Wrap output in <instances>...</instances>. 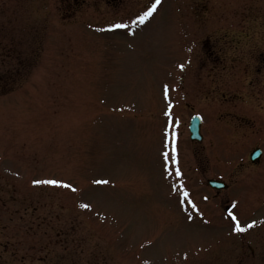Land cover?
Here are the masks:
<instances>
[{"label":"rangeland","instance_id":"rangeland-1","mask_svg":"<svg viewBox=\"0 0 264 264\" xmlns=\"http://www.w3.org/2000/svg\"><path fill=\"white\" fill-rule=\"evenodd\" d=\"M235 1L254 11L224 14L252 29L241 48H264V0ZM40 2L31 10L28 0H0V259H9V241L15 264H40L41 243L55 256L60 208L64 228L74 223L84 235L63 237L77 246L64 264H253L247 244L264 235V162L230 174L232 166L203 164L188 150V108L201 107L203 84L182 47L184 20L174 24L178 36L155 11L130 27L151 0L113 17L126 22L119 31L98 13L103 6L76 21L48 14L45 55L25 60ZM171 4L164 14H188V0ZM211 176L232 181L227 202L205 190ZM49 179L73 187L33 183ZM228 203L243 231L228 224Z\"/></svg>","mask_w":264,"mask_h":264},{"label":"flooded vegetation","instance_id":"flooded-vegetation-1","mask_svg":"<svg viewBox=\"0 0 264 264\" xmlns=\"http://www.w3.org/2000/svg\"><path fill=\"white\" fill-rule=\"evenodd\" d=\"M49 1L50 4L48 0L40 2L41 7L44 8L40 13L41 26H33L32 14H29L31 25L28 29L25 60L30 58L31 61H38L37 58L42 60L45 55L48 14H66L65 19L76 21L77 14L82 12L90 14L85 11L86 8L89 6L94 8L90 0ZM132 1L134 0H96L99 2V6L94 9L105 7V11L98 13L109 16L112 20L109 21V24L125 25L126 22L113 21V17L123 15L122 19L128 18L129 8L133 6L137 12L140 0ZM172 1L176 0H170V2L169 0H160L155 9V12L160 14L159 22L167 28H176L174 24L177 22V18L184 20L185 33L180 37L183 40L182 47L187 46L188 64L190 66L196 64L195 74L202 73L201 107L188 108L191 111L188 115V125L194 114L200 115L201 139L194 141L189 139V150L195 147L200 153L199 158L203 164L218 163L232 166L234 169L230 171L231 174L244 166L242 164H245L246 167H259L264 162V48H258L254 43L247 45L246 48H241L240 35L248 34L249 37L251 33H247V31L250 32L252 29L239 26L240 15H234L233 18L224 15L253 14L252 6L248 7V11L240 12V3L235 0H188V14L184 12L181 15L176 11L174 14H164L170 6L173 7ZM35 2L38 3V0H28L31 10L36 6ZM153 2L154 0H151L149 4L152 5ZM146 20H150V17ZM146 20L143 23H138H148ZM176 30L173 35L178 36V29L176 28ZM18 61L21 62L23 59L20 58ZM256 148H259L261 153L255 160H251V154ZM234 163L237 167L233 166ZM203 173L207 175L208 172L204 171ZM212 177L221 178L220 176ZM210 189L213 190V198L219 199V203L223 204L226 198L222 196V193L228 188ZM55 214L56 229L52 231L62 233L61 243L59 242L57 246L55 256L51 254L53 250L51 245L48 243L38 244L40 253H44L41 256L37 255V259L41 261L40 264H64V257L72 253L68 250H75L77 246L74 242L75 238L65 243L63 237L84 236L83 231L79 230V226L74 223L69 222V226L64 228L65 223L60 208L56 210ZM46 215L45 219L47 220L49 217L47 212ZM36 218L40 217L37 215ZM229 218L233 220L231 215ZM83 229L86 228L83 227ZM37 232L38 230L34 234ZM68 239L70 238L66 240ZM6 244L9 246L10 256L8 260H5L6 257L1 258L0 264H15L14 247L9 241L4 243L3 248ZM70 244L71 248L68 247ZM247 248L251 253L250 258H252L253 264H264L262 258L264 235L254 234L252 240L247 244ZM72 256L74 257L73 253Z\"/></svg>","mask_w":264,"mask_h":264},{"label":"snow or ice","instance_id":"snow-or-ice-1","mask_svg":"<svg viewBox=\"0 0 264 264\" xmlns=\"http://www.w3.org/2000/svg\"><path fill=\"white\" fill-rule=\"evenodd\" d=\"M160 3V0H154V2L152 3V5L150 7L147 8L146 11H144L141 15L137 16L136 20L140 21L141 23H143L148 17H150L153 12L155 11L157 5ZM136 21H133V23H135ZM110 27H127V25H110ZM181 67H183V65H181ZM167 157V154H165ZM177 173H179V169H177ZM34 184H41V183H48V184H53V185H64L68 188H72L73 186L71 184H66L65 181L62 180H57V179H49V180H34L33 181ZM183 195L186 197L188 195L187 191H184ZM82 207H90V205L87 204H83L81 205ZM193 207H195V205L193 204ZM230 215L232 216V219L234 221H236L235 223V230L238 231H243L244 229L241 227L239 221L236 219L235 215H233L232 213H230ZM253 224L255 223L254 221L252 222ZM250 225H248V227H250Z\"/></svg>","mask_w":264,"mask_h":264},{"label":"water","instance_id":"water-1","mask_svg":"<svg viewBox=\"0 0 264 264\" xmlns=\"http://www.w3.org/2000/svg\"><path fill=\"white\" fill-rule=\"evenodd\" d=\"M190 129L192 131V136L191 137L192 138H198L199 137V134H198V131H199V121L193 120V122H192V124L190 126ZM255 156H258V153H254L252 158H254ZM211 184L214 185V186H216V187L226 186L225 183L219 182V181L218 182L215 181V183H212L211 182Z\"/></svg>","mask_w":264,"mask_h":264}]
</instances>
